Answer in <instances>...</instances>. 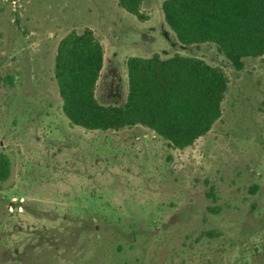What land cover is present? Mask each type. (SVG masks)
<instances>
[{"label": "rangeland", "instance_id": "1", "mask_svg": "<svg viewBox=\"0 0 264 264\" xmlns=\"http://www.w3.org/2000/svg\"><path fill=\"white\" fill-rule=\"evenodd\" d=\"M165 0L145 20L117 0H0V264H264V56L236 71L219 46L185 45ZM92 30L96 96L123 105L127 61L197 57L229 79L223 116L185 150L151 130L70 123L54 78L59 42Z\"/></svg>", "mask_w": 264, "mask_h": 264}, {"label": "trees", "instance_id": "2", "mask_svg": "<svg viewBox=\"0 0 264 264\" xmlns=\"http://www.w3.org/2000/svg\"><path fill=\"white\" fill-rule=\"evenodd\" d=\"M145 20L144 0H117ZM168 27L185 45L213 43L240 72L246 59L264 56V0H165ZM105 52L92 30L71 32L58 44L54 78L70 123L88 131L145 127L173 148L185 150L211 132L223 116L229 89L226 73L197 57H131L123 105H103L96 96ZM13 174L0 150V185Z\"/></svg>", "mask_w": 264, "mask_h": 264}]
</instances>
